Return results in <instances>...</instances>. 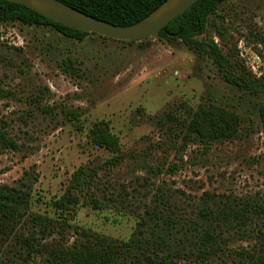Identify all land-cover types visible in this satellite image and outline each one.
Wrapping results in <instances>:
<instances>
[{
    "label": "rangeland",
    "instance_id": "rangeland-1",
    "mask_svg": "<svg viewBox=\"0 0 264 264\" xmlns=\"http://www.w3.org/2000/svg\"><path fill=\"white\" fill-rule=\"evenodd\" d=\"M203 37L219 44L232 71H239V61L257 78L264 75V0L221 4ZM68 58L73 69H66ZM0 59V87L9 92L0 99V121L17 144H0V185L29 180L35 212H49L48 203L64 194L81 167L95 174L99 192L124 190L128 213L82 207L73 223L119 240L134 231L130 209L144 210L158 188L190 212L208 195L264 203V93L228 83L212 58L183 41L155 36L129 43L93 33L77 40L51 27L0 22ZM209 103L237 111L243 137L207 148L185 145L163 123L170 110L180 118ZM73 110L83 113V131L68 118ZM98 120L109 121L121 138L117 166L108 163L115 154L89 139ZM68 236L72 243L77 234ZM252 245L238 236L230 246Z\"/></svg>",
    "mask_w": 264,
    "mask_h": 264
},
{
    "label": "trees",
    "instance_id": "trees-1",
    "mask_svg": "<svg viewBox=\"0 0 264 264\" xmlns=\"http://www.w3.org/2000/svg\"><path fill=\"white\" fill-rule=\"evenodd\" d=\"M61 1L91 17L127 26L143 20L167 0ZM230 1L233 0H199L158 36L169 43L183 41L201 56L212 58L228 83L259 95L264 93V75L257 78L239 61V71H232L235 66L219 44L203 37L208 32L210 16L221 4ZM0 22L51 27L77 40L92 34L66 27L24 5L5 0H0ZM64 64L69 70L75 62L68 58ZM8 95L0 87V99ZM259 111L264 123V104ZM68 114L75 127L86 129L82 112L73 110ZM163 123L185 145L194 143L207 148L244 135L242 116L213 103L200 104L180 118L170 110ZM5 125L0 121V144L17 149ZM88 135L94 145L115 154L108 161L110 165L120 164L121 138L112 131L109 121L93 122ZM112 191L114 194L99 192L95 174L81 167L64 194L48 203L50 211L40 213L33 210L35 199L29 180L23 179L17 186L0 185V264H264V203L255 198L216 199L208 195V200L204 199L190 212L175 203L173 194L166 195L158 188L151 192L153 199L145 203L144 210L129 208L136 225L126 240L73 223L82 207L103 211L112 206L120 215L128 213L129 204L121 195L124 190L113 188ZM71 230L77 234L72 243L68 236ZM238 236L254 241V245L233 249L230 245Z\"/></svg>",
    "mask_w": 264,
    "mask_h": 264
},
{
    "label": "water",
    "instance_id": "water-1",
    "mask_svg": "<svg viewBox=\"0 0 264 264\" xmlns=\"http://www.w3.org/2000/svg\"><path fill=\"white\" fill-rule=\"evenodd\" d=\"M24 5L66 27L118 41L142 42L158 36L199 0H167L143 20L127 26L91 17L61 0H5Z\"/></svg>",
    "mask_w": 264,
    "mask_h": 264
}]
</instances>
